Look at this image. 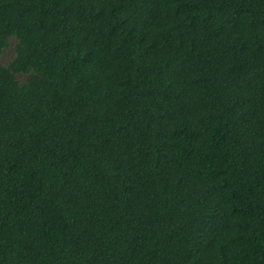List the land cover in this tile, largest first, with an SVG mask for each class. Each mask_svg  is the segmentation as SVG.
<instances>
[{
    "label": "trees",
    "instance_id": "trees-1",
    "mask_svg": "<svg viewBox=\"0 0 264 264\" xmlns=\"http://www.w3.org/2000/svg\"><path fill=\"white\" fill-rule=\"evenodd\" d=\"M0 264H264V0H0Z\"/></svg>",
    "mask_w": 264,
    "mask_h": 264
},
{
    "label": "rangeland",
    "instance_id": "rangeland-1",
    "mask_svg": "<svg viewBox=\"0 0 264 264\" xmlns=\"http://www.w3.org/2000/svg\"><path fill=\"white\" fill-rule=\"evenodd\" d=\"M10 45H11V47H10L9 49H7V50L1 55L0 63H1L2 65H6V63L9 61V59H10L11 56H12V53H13V50H12L13 40L10 41Z\"/></svg>",
    "mask_w": 264,
    "mask_h": 264
}]
</instances>
